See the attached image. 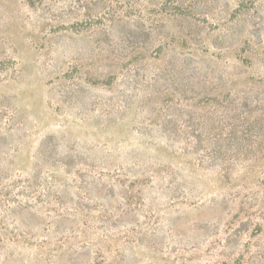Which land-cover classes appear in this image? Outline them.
Listing matches in <instances>:
<instances>
[{"label": "rangeland", "instance_id": "obj_1", "mask_svg": "<svg viewBox=\"0 0 264 264\" xmlns=\"http://www.w3.org/2000/svg\"><path fill=\"white\" fill-rule=\"evenodd\" d=\"M0 264H264V0H0Z\"/></svg>", "mask_w": 264, "mask_h": 264}]
</instances>
